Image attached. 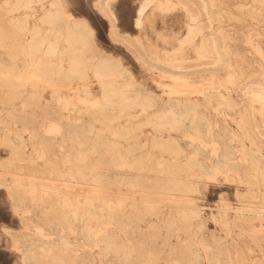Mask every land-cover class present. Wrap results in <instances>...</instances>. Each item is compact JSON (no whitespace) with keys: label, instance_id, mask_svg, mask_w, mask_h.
I'll return each instance as SVG.
<instances>
[{"label":"rangeland","instance_id":"rangeland-1","mask_svg":"<svg viewBox=\"0 0 264 264\" xmlns=\"http://www.w3.org/2000/svg\"><path fill=\"white\" fill-rule=\"evenodd\" d=\"M262 91L264 0H0V264H264Z\"/></svg>","mask_w":264,"mask_h":264},{"label":"bare ground","instance_id":"bare-ground-1","mask_svg":"<svg viewBox=\"0 0 264 264\" xmlns=\"http://www.w3.org/2000/svg\"><path fill=\"white\" fill-rule=\"evenodd\" d=\"M262 94H264L263 91H262ZM262 94H261V95H262ZM261 95H260V97L263 98ZM261 98H260V99H261ZM262 101H263V100H262ZM263 103H264V102H263ZM263 105H264V104H263ZM135 174H136V173H135ZM124 176H125V175H124ZM133 176H134V175H133ZM133 176H132V177H133ZM118 205H119V203H118ZM122 205H123V204H122ZM120 207H121V206H119V208H120ZM120 211H123V210H121V208H120ZM120 213L122 214V212H120ZM118 215H119V214H118ZM122 215H123V214H122ZM124 216H126V215L124 214ZM127 216H128V215H127ZM117 217H118V216H117ZM118 218H119V217H118ZM125 218H126V217H125ZM128 218H129V217H128ZM119 219H120V218H119ZM122 219L125 220L124 217H122ZM130 219H131V218H130ZM117 220H118V219H117ZM248 220H249V219H248ZM248 220H247V223H248ZM120 222H121V221H120ZM123 222H124V221H123ZM123 222H122V223H123ZM122 223H121V227H122ZM130 223H131V222H130ZM118 224H119V222H118ZM130 226H131V224H130ZM119 227H120V226H119ZM121 227H120V228H121ZM122 228H124V226H123ZM120 230H121V229H120ZM123 230H124V229H123ZM119 240H120V239H119ZM119 242H120V241H119ZM121 242H123V241H121ZM122 246L124 247V245H122ZM122 246H121V248H122ZM122 249H123V248H122Z\"/></svg>","mask_w":264,"mask_h":264},{"label":"crops","instance_id":"crops-1","mask_svg":"<svg viewBox=\"0 0 264 264\" xmlns=\"http://www.w3.org/2000/svg\"><path fill=\"white\" fill-rule=\"evenodd\" d=\"M137 19V18H136Z\"/></svg>","mask_w":264,"mask_h":264}]
</instances>
